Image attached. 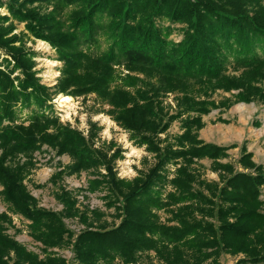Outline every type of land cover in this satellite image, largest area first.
<instances>
[{
    "label": "trees",
    "instance_id": "1",
    "mask_svg": "<svg viewBox=\"0 0 264 264\" xmlns=\"http://www.w3.org/2000/svg\"><path fill=\"white\" fill-rule=\"evenodd\" d=\"M2 8L1 195L13 213L30 221L28 235L44 257L9 235L4 223L10 219L1 214L0 264H69L50 251L69 245L73 264H142L139 254L148 252L160 264H219L223 253L242 255L239 264H264L262 166L246 153L239 161L243 171H236L223 162L235 146L199 137L202 116L212 110L264 102V0H0ZM15 21L23 31L16 32ZM175 30L182 34L179 41L170 39ZM31 37L47 42L63 63L54 87L38 77L35 53L24 41ZM231 68L239 75L229 74ZM131 73L157 84L131 90L139 80ZM192 81L205 99L190 93ZM210 90L236 93L216 103L207 99ZM177 91L184 93L180 103L187 117L182 133L163 144L159 135L182 113L164 121L160 99ZM59 94H95L108 103L113 119L145 146L154 164L133 179L119 177L120 151L96 147L92 133L86 136L46 112ZM43 146L70 157L67 174L93 173L89 191L107 186L114 198L106 204L114 207L118 225L109 228L99 209H81L77 197L56 183L63 170L52 179L62 210L37 205L24 182ZM203 159L212 161L219 181L202 177ZM160 212L167 214L164 221ZM66 219L85 229L76 235Z\"/></svg>",
    "mask_w": 264,
    "mask_h": 264
},
{
    "label": "rangeland",
    "instance_id": "2",
    "mask_svg": "<svg viewBox=\"0 0 264 264\" xmlns=\"http://www.w3.org/2000/svg\"><path fill=\"white\" fill-rule=\"evenodd\" d=\"M1 14H7L5 8L0 9ZM17 25L16 32L19 33L24 30V24L15 21ZM179 26H176V28ZM182 34L177 30L173 31L170 39L179 41ZM26 47L35 53L36 69L38 77L44 84L49 87H54L60 77L63 63L58 59L57 53L53 47L47 42L34 40L31 38L24 39ZM104 48V46H102ZM95 50V49H94ZM4 52L0 51V62L4 57ZM118 72L122 75L128 74V71L123 67H116ZM231 75H239L240 71H234L232 68L228 72ZM132 76L138 77L135 87L130 88L134 90L137 87H149L146 83H155V79H149L143 74L131 73ZM119 83V84H118ZM115 85H121L120 82ZM198 84L192 81L190 84V93L200 99H205L204 93L198 92ZM232 93L217 90L211 93L207 99L214 100L219 103L221 100L231 98ZM184 95L183 92H169L164 93L160 101L164 109V121H167L169 116L182 113L181 117L172 120L169 129L160 134V139L164 140L163 144L172 142L174 137L182 133V119L187 117V113L183 112V106L180 99ZM60 96H69L72 101L66 103L60 99ZM112 107L96 97L95 94H88L82 96H70L59 94L56 95L52 101L51 106L46 110L53 115L60 118L62 123H67L71 127L82 131L86 136L92 133L93 141L96 147L113 153L120 151L122 158L115 162V168L118 176L125 179H133L141 171H146L151 167L155 159L153 155L146 151L145 146H139L132 139L130 132L123 129L110 114ZM28 111L25 110L22 117H25ZM193 114V113H192ZM191 114V115H192ZM202 119L207 123L199 131V137H204L202 140L213 141L220 143L225 147L235 146L229 150V157L227 163L239 169L238 158L242 154L251 152L252 157L256 162L262 166L264 173V102L258 99L250 103H236L230 108H218L212 110L209 114L203 115ZM249 152V153H250ZM21 162L26 160L25 157L20 156ZM36 163L31 175L25 180V184L31 194L35 197L37 205L47 210L60 212L63 206L57 201L55 197L56 186H54L53 178L61 170L66 173L56 179V183L64 186L71 191L78 199V205L81 209L84 207L89 209H99L104 213L102 221L109 224V228L118 225L119 220L115 216L114 207H107V202L114 197L109 195L107 186H102L99 190L92 192L88 190L89 181L95 179V175L91 172L81 171L80 173L67 174L66 169L71 164V159L68 155L59 156L55 150L43 146L38 152L33 155ZM226 160V159H225ZM203 166L201 169L202 177L208 180L219 181V174L211 170V162L203 159L200 162ZM66 169V170H65ZM174 167H171L173 173ZM172 177V174L169 175ZM169 189V187H168ZM2 187L0 186V215L7 214L10 221L5 222L4 226L8 229L7 233L14 236L18 241L27 245L44 257L39 251L40 244L35 242L28 235V227L30 221L23 216L13 213L9 205L5 202L1 195ZM261 199L264 201V186L261 188ZM161 221L167 217L165 212H160ZM102 221L100 223H102ZM68 228L76 233V235L85 229L77 219L65 220ZM50 251H55L67 259L69 264H73V250L72 245L64 248H54ZM139 262L142 264H160L155 257L154 252L139 254ZM242 255L232 256L223 253L219 258V264H239V259ZM263 264V263H260Z\"/></svg>",
    "mask_w": 264,
    "mask_h": 264
},
{
    "label": "crops",
    "instance_id": "3",
    "mask_svg": "<svg viewBox=\"0 0 264 264\" xmlns=\"http://www.w3.org/2000/svg\"><path fill=\"white\" fill-rule=\"evenodd\" d=\"M203 122H204V124H205V126L207 125V123L203 120ZM204 137H202V139H203ZM200 139H201V135H200ZM205 142H207V143H212V144H216V145H219V146H224V145H221L220 143H216V142H213V141H209V140H206ZM250 152V151H249ZM249 152H247V153H249ZM251 153V152H250ZM228 154H230L229 153V151H228ZM230 156V155H229ZM242 157V154L240 155V157L238 158V162L240 161V158ZM208 160V159H207ZM210 162H211V164H212V161L211 160H209ZM226 161H227V159L226 160H223V162L224 163H226ZM252 161L256 164V165H260L259 163H257L256 162V160H255V158H253L252 157ZM235 170L236 171H243V168H242V166H241V164H240V162H239V169H237V168H235ZM246 171H249V170H246Z\"/></svg>",
    "mask_w": 264,
    "mask_h": 264
},
{
    "label": "bare ground",
    "instance_id": "4",
    "mask_svg": "<svg viewBox=\"0 0 264 264\" xmlns=\"http://www.w3.org/2000/svg\"><path fill=\"white\" fill-rule=\"evenodd\" d=\"M60 99H62V101L66 103L72 101V98L69 96H60Z\"/></svg>",
    "mask_w": 264,
    "mask_h": 264
}]
</instances>
